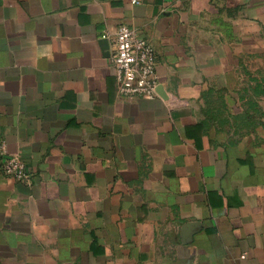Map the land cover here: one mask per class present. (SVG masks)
I'll return each mask as SVG.
<instances>
[{"label": "crops", "instance_id": "1", "mask_svg": "<svg viewBox=\"0 0 264 264\" xmlns=\"http://www.w3.org/2000/svg\"><path fill=\"white\" fill-rule=\"evenodd\" d=\"M120 25L154 99L116 93ZM2 148L0 264H264V0H0Z\"/></svg>", "mask_w": 264, "mask_h": 264}, {"label": "built area", "instance_id": "2", "mask_svg": "<svg viewBox=\"0 0 264 264\" xmlns=\"http://www.w3.org/2000/svg\"><path fill=\"white\" fill-rule=\"evenodd\" d=\"M135 2V1H133ZM104 38H110L106 33ZM114 68L116 93L127 98L154 99L159 78L152 44L127 25H120L111 38L109 56ZM0 168L6 176L29 183L31 173L19 155L0 150Z\"/></svg>", "mask_w": 264, "mask_h": 264}, {"label": "water", "instance_id": "3", "mask_svg": "<svg viewBox=\"0 0 264 264\" xmlns=\"http://www.w3.org/2000/svg\"><path fill=\"white\" fill-rule=\"evenodd\" d=\"M102 41H103L104 45L108 48L109 47V41L107 39H103ZM161 89H162L161 86H158L157 87V91H159Z\"/></svg>", "mask_w": 264, "mask_h": 264}]
</instances>
